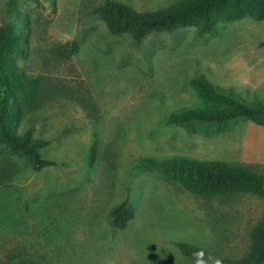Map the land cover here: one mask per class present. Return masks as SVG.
Instances as JSON below:
<instances>
[{"label":"rangeland","instance_id":"obj_1","mask_svg":"<svg viewBox=\"0 0 264 264\" xmlns=\"http://www.w3.org/2000/svg\"><path fill=\"white\" fill-rule=\"evenodd\" d=\"M106 0H0V27L25 38L16 65L42 76L51 92L15 126L51 144L35 170L0 156V264H194L180 242L238 260L264 225V194L197 196L143 160L215 161L264 176V126L248 120L173 122L190 112L224 115L264 98V21L220 23L152 33L140 43L111 35L93 10ZM151 12L178 0H112ZM78 44L68 57L62 45ZM204 76L233 97L200 96ZM95 146V160L90 162ZM128 200L134 218L110 227L113 207Z\"/></svg>","mask_w":264,"mask_h":264},{"label":"trees","instance_id":"obj_2","mask_svg":"<svg viewBox=\"0 0 264 264\" xmlns=\"http://www.w3.org/2000/svg\"><path fill=\"white\" fill-rule=\"evenodd\" d=\"M37 1V0H35ZM104 22L113 36L128 35L140 43L152 33H172L185 28H195L199 36L211 34L220 23H227L249 17L264 21V0H178L174 5L151 12H138L133 8L112 0H106L93 10ZM25 38L16 32L13 25L0 27V156L14 155L25 159L40 171L56 166L57 163L42 157V150L51 141L35 139L31 131L18 135L15 126L21 121L26 110L39 107L51 92L45 86L42 76L25 74L16 65V58L24 56ZM78 44L62 45L57 49L59 57L76 53ZM198 95H210L214 101L233 97V89L221 88L208 82L204 76L189 82ZM234 113L216 115L190 112L174 117L173 122L248 120L264 126V98L257 99L248 106L237 103ZM96 148H91L90 162L95 160ZM137 169L157 170L174 180L185 190L203 197L233 193L264 194V176L247 170L244 166H231L222 162L198 160H143ZM134 218V210L128 200L113 207L107 221L110 227L123 230ZM249 252L238 260L222 259V264H264V225L255 228L251 235ZM178 251L193 257V252L201 248L180 242ZM207 253L205 252V256Z\"/></svg>","mask_w":264,"mask_h":264},{"label":"clouds","instance_id":"obj_3","mask_svg":"<svg viewBox=\"0 0 264 264\" xmlns=\"http://www.w3.org/2000/svg\"><path fill=\"white\" fill-rule=\"evenodd\" d=\"M194 264H222V259L211 254L205 259V251L203 249L193 252Z\"/></svg>","mask_w":264,"mask_h":264}]
</instances>
